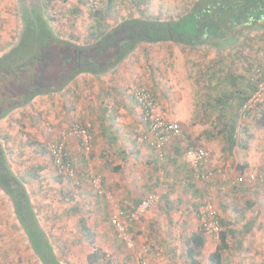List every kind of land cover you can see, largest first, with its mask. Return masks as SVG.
Instances as JSON below:
<instances>
[{"label": "rangeland", "instance_id": "374dc122", "mask_svg": "<svg viewBox=\"0 0 264 264\" xmlns=\"http://www.w3.org/2000/svg\"><path fill=\"white\" fill-rule=\"evenodd\" d=\"M29 1L31 0H0V39L6 37L8 46L19 39L23 25L21 8ZM32 1L36 5L40 2H44V6L48 5L45 8L49 17L54 19L53 27L59 38H71L82 44L88 40L97 24L101 23L109 30L116 26L120 18L137 15L132 13L133 6L136 11L139 8L134 0H114L111 6L103 0L96 7L90 4V0H49L50 3L45 0ZM137 1L138 5L145 2ZM157 1L156 5H151L152 0H148V5L142 7L146 11V17L170 20L187 10L196 0ZM157 4L161 5V10ZM96 10H100L98 15H94ZM255 40V46L247 47L244 51L245 58L241 64L233 66L235 71L232 74L237 81H241L242 87L252 78L251 72L245 68L250 69L248 65L257 64L264 55V40H257L256 37ZM150 47L152 50L148 53L146 51L148 60L145 65L138 64V84L150 88L152 83H157L165 90L164 94L168 95L167 98H161L157 94L156 98L168 119L182 127L184 138H173L169 144L178 143L183 149L182 163L187 175L174 179L171 174L168 178L167 174L158 172L164 167H160L164 162H159L162 165L156 169L150 165V156L146 157L145 160L149 163L143 164L141 171H151L155 176L153 180L157 178V184L150 185L151 188H147L142 196L145 198L150 194H157L160 201L131 225L133 244L130 247L118 238L115 227V216L119 211H127L122 208L121 193L105 183L107 175L115 174L109 167L115 164L116 158L104 162L105 154L109 151L107 145L110 144L105 145L106 141L101 140L96 148L93 142V137L99 138V126L94 129L95 135L90 129L92 139L91 146L86 149L87 155L82 151L83 146L78 143V138L70 141L68 154L74 166L73 177L58 173L49 149L50 144L73 125L81 124L89 128L88 120L96 119L99 124L102 115L110 118L107 120L115 131L122 125L129 126L131 120L139 126L133 133L123 129V132L119 131V135L114 134L116 140L112 143V150L126 148L128 157L130 156L128 161L132 158L136 164L139 162L138 151L146 149L145 154H150L151 149L140 140L146 130L145 121L141 119L142 112L134 108L126 113L120 107L121 99L118 94L125 96L126 102L131 101L130 85H123V92L118 93L109 88L114 86L110 80L96 82L89 74H82L63 92L38 96L26 109L15 110L0 121V140L4 144L9 165L24 180L38 220L47 233L57 258L64 264H90L87 262L88 255L98 248L106 255V260L102 258L98 264H121L139 254L148 264H191L187 256L186 239L195 233H203L206 243L201 254L195 258L199 264H210L209 256L220 244V234H206L198 216L204 203L210 200L217 209L218 221L221 218L234 221L239 230L246 223H253L252 232L245 238L240 250L234 240L229 242L231 248L223 252V264H264V183H250L247 179L250 173L264 174V97L254 112L240 118L237 144L230 152L218 125L217 110L207 114L202 104L207 98V92H211L207 90L206 69L222 70L223 78L227 74L231 75L227 72L233 59L231 54L224 52L222 59L212 51L205 55L199 50L182 51L188 49L184 46H176L174 50L163 48L160 44ZM2 49L4 47L0 45V50ZM251 54L252 60H246ZM216 61L220 65L215 67ZM126 68L129 70L128 66ZM125 73L122 71L119 75L123 77ZM116 78L119 80L121 77ZM127 104L133 106V103ZM106 106H110V111L104 113L102 109ZM91 107L97 109V117H91ZM118 124L122 125L116 128L115 125ZM74 145L77 147L76 151H72ZM188 146L202 147L209 152L208 164L202 170L212 174L210 180H196L193 177L192 166L185 157ZM77 157L87 160L84 167L79 166L80 169L76 165ZM135 174L140 179L150 178L149 173ZM240 175L243 177L242 183L236 181ZM99 178L102 180L103 194L97 193L93 185L94 180ZM254 196H257L255 202ZM165 205L172 210L167 215L171 222H153L150 214H160V208ZM82 219L86 221L92 237L83 233ZM148 222H151L153 228L147 226ZM161 235L162 238L159 239ZM159 247L174 251L175 259H169L170 262L161 261L163 254H158ZM164 256L167 257L166 252ZM0 264H42L29 246L28 237L16 219L12 202L1 189Z\"/></svg>", "mask_w": 264, "mask_h": 264}, {"label": "trees", "instance_id": "16d2710c", "mask_svg": "<svg viewBox=\"0 0 264 264\" xmlns=\"http://www.w3.org/2000/svg\"><path fill=\"white\" fill-rule=\"evenodd\" d=\"M106 1L108 6L114 4V0ZM133 2L139 8L136 11L133 6L132 13L138 16L120 18L118 24L109 30L103 24H97L83 44L57 36L54 19L49 17L45 8L47 4L44 6V2H40L36 5L32 0L24 3L19 39L0 56V121L15 110L26 109L38 96L63 92L82 74L100 78L116 72L120 63L141 43L173 42L203 51L204 55L207 48L231 54L232 63L227 69L231 75L223 78L222 70L206 69L207 90L211 92H207L202 107L207 114L217 110L220 131L225 136L227 150L232 152L237 144L239 111L264 82V55L257 64L250 63V69L245 68L251 72L252 78L244 87L232 74L235 71L233 66H238L245 58L243 53L247 47L255 46V37L264 40V0H196L187 10L168 21L146 17L142 7L148 5V0L143 5H138L137 0ZM99 13L100 10L94 11V15ZM251 56L246 60H252ZM215 63V67L220 65L219 61ZM253 76L257 77L256 80ZM0 189L12 202L15 216L28 237L31 249L42 263L64 264L57 258L38 220L24 180L12 171L1 140ZM219 223L220 244L209 256L210 264H223V252L231 248L229 242L234 240L240 250L253 229L252 221L241 230L231 220L221 218ZM81 224L83 233L92 237L84 219ZM205 243L203 233H195L186 239L191 264H199L195 257L201 254ZM105 257L95 248L88 261L94 264Z\"/></svg>", "mask_w": 264, "mask_h": 264}, {"label": "crops", "instance_id": "0c3cea01", "mask_svg": "<svg viewBox=\"0 0 264 264\" xmlns=\"http://www.w3.org/2000/svg\"><path fill=\"white\" fill-rule=\"evenodd\" d=\"M156 3H158L157 0H152L151 5L152 4L156 5ZM157 5H159L158 9L161 10V5L160 4H157ZM165 10H167V8ZM159 15H160V13H159ZM136 16H138V15H136ZM168 20L169 19H167L165 21H168ZM117 24H118V22H117ZM5 43L6 44L8 43L7 42V38L6 37H2L0 39V45L2 47H4V49H2V51L0 50V56H2L11 47V44L8 46V44L6 45ZM156 44L162 45L163 48H167L168 47L171 50H174L176 46H184L182 44H177V43H173V42H160V43H155V44L141 43L139 45V47L127 59H125L123 62L120 63V65L118 66L116 72L108 73L107 75L102 76L100 78L99 77L97 78L96 76L91 75V74L89 75V77L93 78L96 82L101 81L103 79L110 80L109 82H112V84H114V86H109V88L112 91H117L118 93L123 92V88H124L123 85H126V86L130 85L131 86V90H130L131 101H127L126 102L127 98L125 96H123L122 94H118L117 93L118 95H120V99H121L120 107H121L122 111H125L126 113H127V111L130 112L131 109H134V108H136V110H140L141 111L140 107L138 106V104H137V102L135 100V95H134L135 90H137L139 88H145V89L151 91L155 96L157 94H159V96H161V98H163V97L167 98V96H168L167 94H164L165 90L163 88L159 87V85L157 83H154V84L152 83V85H150V88L142 87V86H140L138 84L139 80H138L137 77H138V75L140 73L138 64H140V66L145 65L146 61L148 60V59H146V51H147V53L149 51H151L152 49H151L150 46L151 45H156ZM184 47H186V46H184ZM190 50L193 51L194 49L188 48L187 50H182V51L189 52ZM179 51H181V50H179ZM211 51H212L213 54H217L216 56H220V58H221V55L225 52V50L224 51H217L215 49L214 50L213 49H209V48L206 49V52L208 54ZM217 59L220 60L219 57H217ZM127 66H128L130 71L126 68ZM122 71L126 72L123 77L119 75ZM116 77H121V78L118 80ZM114 80H116V81H114ZM136 84H138V86H136ZM106 93H108V92L106 91ZM208 98H209V95H208ZM35 100H36V98L34 99V101ZM129 102L133 103L132 107L129 106L130 104H127ZM203 103H205V101H203ZM104 108L110 109V106H106ZM104 108L102 110L105 113L106 110ZM132 114H134V113H132ZM92 116L93 117H97V109L93 108V107H91V117ZM130 118H133V117L130 116ZM100 119H101V121H100L99 124L96 121V119L88 120L89 129L92 130L93 135L96 134V130H94V129L96 128V126H97V128L99 126V128H98L99 138L97 139L96 137H93V142L95 143V147L96 148L99 147V145H98L99 141H100V143H101V140L106 141V143L104 142L105 145L108 144V143L110 145H107L109 147V151L105 154L104 162L111 161L114 158H116V160H114L115 164L109 167V170L115 172V174H110V176L107 175L106 179H105V183L107 184L108 187L112 188L114 191H118L119 190V192L121 193L120 201H121V204H122V208L123 209H127V211H125L126 213H130V212L134 211L140 205V203L142 202V200L144 198V196H142L143 195L142 193H144V191L147 188H151L150 185L157 184V182H156L157 178L155 180H153V177H155V176H153L150 173L151 171H149L148 169H146L144 172L141 171V169L144 167L143 164H148L149 163V161L145 160L146 157L150 156V159H152V160H150L151 161L150 165L153 166L156 169H157V166L162 165V164H159L160 161L156 157L155 150L147 142H144V141H142V142L145 143L147 145V147L150 148L152 151L149 149L150 150V154H145L146 149H141L140 152L138 151L137 152V156L139 155V157H137V159H139V162L137 164L133 162L135 160L134 159L132 160V158H131V161H128V159H130V156L128 157V152H127L126 148L120 147L119 149L115 148L114 150H112V147H113L112 143H114L115 140H116V136L115 135H119L121 132H123V131H121L123 129L126 132L129 131V133H133V132L138 130V128H139V126H137L138 124H134L135 122H133L130 119L131 122L128 123L129 126L122 125V124L115 125V127L122 125V127H119V128H122V129H119V128L116 127L117 128L116 131L118 132V134H116V131L114 130V127L112 128V124H110L109 121H108L110 119L109 117L107 118V117H104V116L101 115ZM141 119H143V114L141 115ZM144 129H146V130L142 134V136L147 131L146 124H144ZM119 131H120V133H119ZM78 140H79V142L78 141L77 142L80 143L81 147H82L81 140L79 138H78ZM73 141H76V139H73L72 142ZM76 149H77V147H76V145H74L72 151H76ZM81 149L87 155L86 149L84 147H82ZM182 153H183V149L180 147V144H178V143H174L173 145L169 144V146L167 147L166 158L163 161L165 165L163 164L162 166H160V167H163V166L164 167L160 168V170H158V172H160L162 175L167 174L168 178H169V176L173 175V177H175L174 179H177L178 177H181L182 175H184L186 173V171H185V166L182 163L183 162L182 161ZM81 155H83V154L81 153ZM117 156H120V157H117ZM140 158L142 160H145V161L144 162L142 160L140 161ZM86 163H87V160L84 157H82V158L77 157L76 165H77L78 169H80L79 166L80 167H84V164H86ZM171 167H173L172 168V173H170V168ZM132 168H135L136 170H132ZM78 173H79V175H81L79 170H78ZM135 173H139L140 175H142V174L144 175V173H149L150 174V178L141 177V179H140ZM185 175H187V174H185ZM189 175H190V173H189ZM239 177H241V175ZM137 187H138V189H137ZM109 197H110V195H108V198ZM253 200L255 202L257 200V196H254ZM171 211L172 210H170V208L165 205V207H163V208L161 207L160 208V211H159L160 214H156V213L150 214L149 217L152 219L153 222L155 220H160L162 223H166L167 221L171 222V218L167 217V215L172 213ZM147 226L149 228H153V226L151 227V222H148ZM165 235H167V232L165 233ZM160 238H162V235L159 237V239ZM91 242H93V241H91ZM94 244L95 243H93V245ZM29 246L31 248L30 243H29ZM158 246H160V245H158ZM156 249H158L157 246H156ZM32 251H33V249H32ZM164 252H166V256L167 257L164 256ZM91 254H89L88 257ZM158 254H161V255L163 254V257H162L161 261L170 262V260L173 261L175 259V252L172 251L171 249L170 250L166 249L165 247L164 248H160V252ZM105 260H106V258H105ZM87 262H89V261L87 260ZM99 262H96L94 264H98ZM41 263H42V261H41Z\"/></svg>", "mask_w": 264, "mask_h": 264}, {"label": "built area", "instance_id": "2783aa9c", "mask_svg": "<svg viewBox=\"0 0 264 264\" xmlns=\"http://www.w3.org/2000/svg\"><path fill=\"white\" fill-rule=\"evenodd\" d=\"M103 0H90V4L96 7ZM135 100L140 107L143 119L147 126L146 133L140 138L141 141L147 142L156 152V157L160 162L166 158L167 147L173 138L180 139L184 136V132L179 123L168 119L164 110L157 100L156 96L145 88H139L134 92ZM264 97V82L259 85L258 90L248 99L239 111L241 118H245L254 112L256 107L262 102ZM72 138H79L82 146L88 149L91 146V130L81 124H75L65 131L54 143L50 144L49 149L52 155L53 164L61 176L73 177L74 166L69 159V144ZM184 138V137H183ZM185 157L189 161L193 170V177L196 180L208 181L212 174L204 172L202 168L207 166L210 154L209 152L198 146H188L185 150ZM250 183H264V174L250 173L247 177ZM237 182H243V177H239ZM94 188L97 193L103 194L102 180L95 179ZM160 201V196L150 194L143 198L140 205L132 212L126 213L119 211L115 216V227L118 238L125 241L127 245L132 246L133 242L130 236V228L134 222H138L141 217L155 204ZM127 216V217H126ZM199 220L201 221L204 232L208 235L220 234V224L218 221V213L212 202L207 201L199 211ZM121 264H148L141 254L134 256L122 262Z\"/></svg>", "mask_w": 264, "mask_h": 264}]
</instances>
